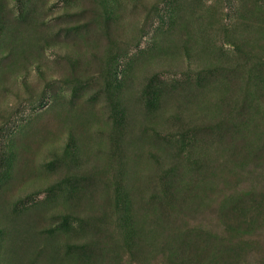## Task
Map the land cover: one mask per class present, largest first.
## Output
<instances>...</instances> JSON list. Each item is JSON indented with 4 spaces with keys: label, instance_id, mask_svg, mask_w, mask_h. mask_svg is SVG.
<instances>
[{
    "label": "rangeland",
    "instance_id": "rangeland-1",
    "mask_svg": "<svg viewBox=\"0 0 264 264\" xmlns=\"http://www.w3.org/2000/svg\"><path fill=\"white\" fill-rule=\"evenodd\" d=\"M0 264H264V0H0Z\"/></svg>",
    "mask_w": 264,
    "mask_h": 264
}]
</instances>
